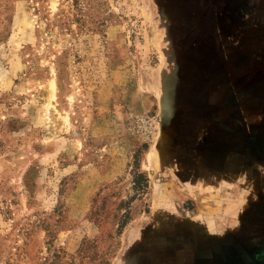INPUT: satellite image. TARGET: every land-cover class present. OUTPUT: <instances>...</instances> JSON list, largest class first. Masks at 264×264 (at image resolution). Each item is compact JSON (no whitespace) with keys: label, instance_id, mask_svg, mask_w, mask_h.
I'll return each mask as SVG.
<instances>
[{"label":"rangeland","instance_id":"374dc122","mask_svg":"<svg viewBox=\"0 0 264 264\" xmlns=\"http://www.w3.org/2000/svg\"><path fill=\"white\" fill-rule=\"evenodd\" d=\"M190 1L0 0V264H154L158 215L181 213L160 150L170 77L190 86L186 61L172 60L187 49L172 38L197 32L172 30L200 22ZM242 82L243 115L264 114V93ZM222 105L204 118L234 115Z\"/></svg>","mask_w":264,"mask_h":264},{"label":"crops","instance_id":"0c3cea01","mask_svg":"<svg viewBox=\"0 0 264 264\" xmlns=\"http://www.w3.org/2000/svg\"><path fill=\"white\" fill-rule=\"evenodd\" d=\"M190 2L195 5H189L187 15L196 14L200 22L189 28L180 23L172 27L197 30L185 38H172L173 45L187 47L172 60L186 61L183 76L190 86L179 89L178 71L170 77L166 91V109L172 115L170 145L160 150L165 158L162 167L169 168L182 185V207L181 213L158 215V257L152 262L264 264V114L244 116L248 100L241 97L248 92H242L243 80L257 84L250 94L264 93L260 91L264 89V0ZM212 4L216 10H210ZM210 16L213 23L208 22ZM215 79L219 81L211 83ZM178 102L186 105L180 114H186V121H175L178 108H183ZM228 102L223 109L233 116L229 113L218 121L215 116L204 118L206 110L219 115L222 103ZM175 125L186 132L176 131ZM203 125L208 127L204 135L199 132ZM164 215L168 221L162 220ZM167 236V243L160 242ZM138 254L142 263V253Z\"/></svg>","mask_w":264,"mask_h":264},{"label":"trees","instance_id":"16d2710c","mask_svg":"<svg viewBox=\"0 0 264 264\" xmlns=\"http://www.w3.org/2000/svg\"><path fill=\"white\" fill-rule=\"evenodd\" d=\"M147 187V179L146 177L139 173L132 181V189H134L137 192L143 193V191ZM121 227H123V222L120 223V225L117 228V232L121 230Z\"/></svg>","mask_w":264,"mask_h":264},{"label":"water","instance_id":"95a60500","mask_svg":"<svg viewBox=\"0 0 264 264\" xmlns=\"http://www.w3.org/2000/svg\"><path fill=\"white\" fill-rule=\"evenodd\" d=\"M162 116L164 117V115H162ZM163 117H162V118H163ZM161 121H162V119H161Z\"/></svg>","mask_w":264,"mask_h":264}]
</instances>
